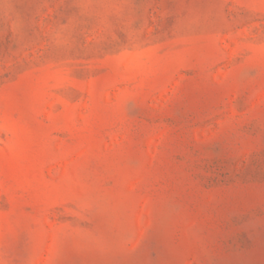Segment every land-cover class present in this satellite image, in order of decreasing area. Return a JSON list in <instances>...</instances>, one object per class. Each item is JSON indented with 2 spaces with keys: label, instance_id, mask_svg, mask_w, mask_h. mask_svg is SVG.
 I'll return each mask as SVG.
<instances>
[{
  "label": "rangeland",
  "instance_id": "374dc122",
  "mask_svg": "<svg viewBox=\"0 0 264 264\" xmlns=\"http://www.w3.org/2000/svg\"><path fill=\"white\" fill-rule=\"evenodd\" d=\"M0 264H264V0H0Z\"/></svg>",
  "mask_w": 264,
  "mask_h": 264
}]
</instances>
